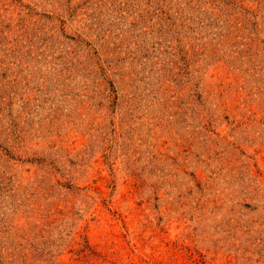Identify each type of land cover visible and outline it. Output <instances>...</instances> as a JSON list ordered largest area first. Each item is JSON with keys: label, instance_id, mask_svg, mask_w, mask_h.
I'll list each match as a JSON object with an SVG mask.
<instances>
[{"label": "rangeland", "instance_id": "rangeland-1", "mask_svg": "<svg viewBox=\"0 0 264 264\" xmlns=\"http://www.w3.org/2000/svg\"><path fill=\"white\" fill-rule=\"evenodd\" d=\"M0 264H264V0H0Z\"/></svg>", "mask_w": 264, "mask_h": 264}]
</instances>
